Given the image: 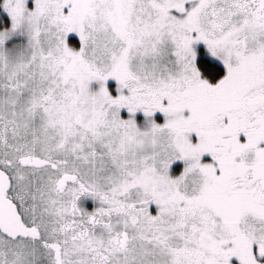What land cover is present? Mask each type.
I'll return each mask as SVG.
<instances>
[{
	"label": "snow or ice",
	"instance_id": "obj_1",
	"mask_svg": "<svg viewBox=\"0 0 264 264\" xmlns=\"http://www.w3.org/2000/svg\"><path fill=\"white\" fill-rule=\"evenodd\" d=\"M0 264H264V0H0Z\"/></svg>",
	"mask_w": 264,
	"mask_h": 264
}]
</instances>
